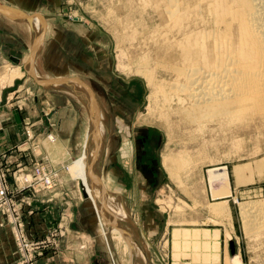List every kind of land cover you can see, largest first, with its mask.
Here are the masks:
<instances>
[{
	"label": "rangeland",
	"instance_id": "rangeland-1",
	"mask_svg": "<svg viewBox=\"0 0 264 264\" xmlns=\"http://www.w3.org/2000/svg\"><path fill=\"white\" fill-rule=\"evenodd\" d=\"M166 1L0 0L14 8L23 7L33 16L29 19L31 25L27 21L22 25L13 21L16 26L6 27L7 36L15 38L19 54L7 59L8 65L23 67L32 88V104L38 105L34 109L38 118L35 115L27 121L24 139L10 152L0 150V175L9 195L0 200V215H4V223L13 235L19 256L17 264H39L41 258L56 252L61 245V226L33 239L24 217L32 212L34 202L59 188L70 195L76 192L72 202L77 213L74 221L79 228L92 232L83 239L90 238L97 257L109 260L110 264H131L140 257L135 251L138 244L146 247L139 234L127 236L119 232L120 228L148 229L146 220L139 217L148 221L153 216L155 227L161 230L166 226L186 229L190 223H172L168 217L215 216L210 211L215 200L224 201V206L230 200V213L217 216L233 222V233L228 236L238 243L235 264H264V118L229 124L224 131L214 123L203 133L196 125L184 122L179 105L169 100V83L177 74L170 71L168 62L184 66L179 44L185 36L176 30L168 35L176 19H170ZM35 19L39 20L38 25ZM41 35L32 64L30 54ZM195 65L190 61L185 66ZM32 73L37 80L47 83H38ZM56 85L59 90L53 89ZM40 114L44 116L42 120ZM212 127L216 131H211ZM230 128L231 133L227 131ZM57 132L62 135V147L72 149L60 165L52 159L58 157L54 135ZM144 135L150 138L140 164H156L160 175L155 184L146 183L136 165L138 151L134 140H143ZM45 142L52 146L46 149ZM14 150L25 151L26 168L21 164L10 168ZM85 152L93 193L71 174L73 163ZM170 158L180 159L186 169L179 174L176 171L175 175ZM223 166L228 167L231 194L216 199L207 171ZM28 177L33 184L23 187L22 180ZM47 178L52 180L47 186L38 182ZM249 202L260 203L263 209L246 230L242 206ZM19 224L23 229L20 235L27 244L25 249L20 248L16 237ZM183 246L181 243L177 249Z\"/></svg>",
	"mask_w": 264,
	"mask_h": 264
},
{
	"label": "bare ground",
	"instance_id": "bare-ground-1",
	"mask_svg": "<svg viewBox=\"0 0 264 264\" xmlns=\"http://www.w3.org/2000/svg\"><path fill=\"white\" fill-rule=\"evenodd\" d=\"M184 1L168 0L169 17L171 20L176 19L174 26L170 24L172 27H169L171 32H168V35H173V32L177 31L185 36L184 40L181 38L182 43L179 44L182 51L177 49L182 52L184 66L178 67L168 62L170 71L177 74L169 83V100L179 105L177 108L183 113L184 122L196 125L200 133L214 123L216 128L224 131L227 125L236 122L256 121L259 118L263 120L264 0H193L194 2L190 3ZM34 23L38 25L39 20L35 19ZM190 61L197 65L193 68L186 67V63ZM162 66L167 68V65ZM226 122L228 124H224ZM211 131L216 130L212 127ZM227 131L231 133L232 130L230 128ZM169 160L170 164H173L171 169L175 171V175L176 171L179 174L186 169L180 159ZM86 161L85 152V155L73 163L71 174L84 183L89 193H93ZM207 172L210 189L215 193L214 197L222 199L230 196L228 167H214ZM179 176L176 177L177 180H180ZM186 189L182 185L184 192H187ZM224 204H226L224 201L219 200L211 203L210 211L217 215H228L230 209ZM242 208L245 218L243 227L248 230L258 219L263 208L257 202L245 203ZM209 238L207 230L192 231L182 228L176 229L174 243L175 245L183 243L189 247V242L193 241L192 244L197 248L204 243L202 248L205 249L206 244H209L207 241ZM219 246V242L214 240L212 248L217 251ZM193 254L194 258L201 257V251H194Z\"/></svg>",
	"mask_w": 264,
	"mask_h": 264
},
{
	"label": "crops",
	"instance_id": "crops-1",
	"mask_svg": "<svg viewBox=\"0 0 264 264\" xmlns=\"http://www.w3.org/2000/svg\"><path fill=\"white\" fill-rule=\"evenodd\" d=\"M16 9L26 13L23 7L18 6ZM6 12L13 15L11 12ZM13 21L19 25H22L20 23L24 21H27L28 24L32 22L28 19L11 18L0 12V76L2 75L1 79L3 80L1 82L0 79V150L9 152L24 137V128L27 121H32L33 116L38 115L37 112H34V109L38 105L34 104V102L32 104L30 97L32 88L28 76L23 73V67L15 65L10 68L7 62V59H10V57L19 56L14 46L16 42L15 38L6 34V27L16 24ZM29 41H31V35ZM57 86L59 85L53 86L55 87L53 89L59 90L60 87ZM34 98L35 103H37L36 96ZM40 117H42L41 114L39 115ZM54 135L57 139L55 147L58 157L52 159L53 161L55 160L57 165L58 163L60 165L64 163L63 161L66 157H69L68 153H71L72 149L62 147L63 143L60 138L62 135L60 132ZM44 146L48 149L52 145L45 142ZM25 154V151L20 153L14 150V152H11L10 159L13 163L10 165V168H16L18 164L26 168L28 162L24 158ZM76 197L77 195L74 191L70 195L62 188L52 190L45 193L37 202H34L31 213L24 215V217L26 216L25 220L30 232L29 235L33 239L44 236L50 228H56L57 226L59 229L60 226L62 227L60 230V233L63 235L61 245L56 249V252L48 253L45 258H41L39 264H110L109 260L97 257L90 238L89 240L83 239L85 235L90 237L92 232L84 230L82 227L79 228L74 221L77 213L75 214L72 208V202ZM226 202L227 206L231 209L230 200H226ZM69 203L71 204V209H68ZM122 215L125 214L122 213ZM139 218L144 221L146 220L147 223H144L149 225L148 229L144 228L145 230L140 229L135 231L133 229H130V231H126V229L122 230V233H126L127 236L133 237V235L139 234L142 240L145 241L144 244H146V247L142 243L138 244L139 247L135 251L136 255H140V257L132 261L131 264H235V260H237L235 256H239L238 243L228 236V233H233L231 232L233 222L229 221L228 218L224 220L217 215L212 216L208 214L205 217L192 214L190 216L187 214L183 216L173 214L168 217L167 220L172 223L176 221L190 223L188 229L192 231L196 229L200 231L207 230L211 236L207 240L209 244H206L205 249L202 248L204 243L200 245V248H197L195 244H192L193 241L189 242V247L184 245L182 248L177 249L178 245H174V234L179 227L166 226L161 230L159 226L158 228L155 227V217L151 216L148 221L141 216ZM4 221V215H0V264H17L19 256L16 244L10 227ZM195 222H199V224L196 225L194 224ZM119 232L121 233V228ZM201 238L204 239L202 235ZM214 240H217L220 245L217 251L212 248ZM198 250L204 251L201 253V259H199L200 257H193L194 251Z\"/></svg>",
	"mask_w": 264,
	"mask_h": 264
},
{
	"label": "flooded vegetation",
	"instance_id": "flooded-vegetation-1",
	"mask_svg": "<svg viewBox=\"0 0 264 264\" xmlns=\"http://www.w3.org/2000/svg\"><path fill=\"white\" fill-rule=\"evenodd\" d=\"M149 135L148 136H143V140H134L135 143V147H136V151L137 152V169L139 171V173H141V175H143L144 179H146V183H157L159 181V171L156 167V164L153 163L149 166H145V165H141L140 164V160L143 157L144 153H145V146L147 143V140L149 139Z\"/></svg>",
	"mask_w": 264,
	"mask_h": 264
},
{
	"label": "water",
	"instance_id": "water-1",
	"mask_svg": "<svg viewBox=\"0 0 264 264\" xmlns=\"http://www.w3.org/2000/svg\"><path fill=\"white\" fill-rule=\"evenodd\" d=\"M6 11L11 12L13 15L8 14ZM0 12L6 14L7 16H9V17H11V18L17 17V18H20V19L22 18V19H28V20H29L31 17H33L31 14L24 13V12H22V11L16 9V8H14V7H11V6H8V5H5V4H3V3H1V2H0ZM39 16H40V15H39ZM43 27H44V30H45V25H44ZM42 36H43V35H41V37L38 39L37 44L32 48V52H31V54H30V61H31L32 64H33V62L35 61L37 45H38V43H40ZM32 64H31V65H32ZM31 76H32L33 79L36 80L38 83H44V84L47 83V81L37 80V79L35 78L34 73H32ZM48 82H51V81H48ZM96 125H97V121H96ZM96 132H97V133H96V136H97V134H98V132H99V130H98L97 128H96ZM95 150H96V151L99 150V148H98L97 145L95 146ZM94 162H95V161L93 160V161H92V164H94ZM101 183H102V182H101ZM82 186H83V188H84V185H83V184H82ZM84 193H85V195H87V192H86L85 189H84ZM88 197H89V196H88ZM92 200H93V202H94V199H93V198H92ZM116 229H119V228L116 227ZM121 233H122V230H121Z\"/></svg>",
	"mask_w": 264,
	"mask_h": 264
},
{
	"label": "built area",
	"instance_id": "built-area-1",
	"mask_svg": "<svg viewBox=\"0 0 264 264\" xmlns=\"http://www.w3.org/2000/svg\"><path fill=\"white\" fill-rule=\"evenodd\" d=\"M51 181L52 180L50 178H47L45 180H39L38 182L41 183V185L47 186L51 183ZM22 184H23L22 186L25 187L27 185H32L33 183L31 181L30 177H28L25 180H22ZM7 190L8 189L6 188V186L4 184L2 176L0 175V200L7 199V197L9 196V195H7ZM9 201L10 200H8V202ZM22 231H23L22 225L19 224V228L15 229L16 237H17V240L19 242L20 248L25 249L27 247V244L25 243V240L23 239L22 235H20ZM20 240H23V242L21 243Z\"/></svg>",
	"mask_w": 264,
	"mask_h": 264
}]
</instances>
